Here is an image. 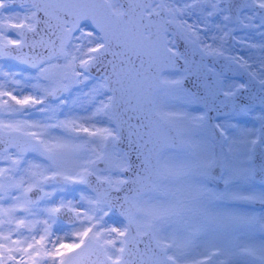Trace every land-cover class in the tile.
I'll list each match as a JSON object with an SVG mask.
<instances>
[{
	"label": "snow or ice",
	"instance_id": "obj_1",
	"mask_svg": "<svg viewBox=\"0 0 264 264\" xmlns=\"http://www.w3.org/2000/svg\"><path fill=\"white\" fill-rule=\"evenodd\" d=\"M0 264H264V0H0Z\"/></svg>",
	"mask_w": 264,
	"mask_h": 264
},
{
	"label": "flooded vegetation",
	"instance_id": "obj_2",
	"mask_svg": "<svg viewBox=\"0 0 264 264\" xmlns=\"http://www.w3.org/2000/svg\"><path fill=\"white\" fill-rule=\"evenodd\" d=\"M236 36L242 39L245 38H252L255 40H259L260 37L256 35V33L254 31H250V30H245V31H241V32H237ZM239 47V46H237ZM242 54H246V53H242Z\"/></svg>",
	"mask_w": 264,
	"mask_h": 264
},
{
	"label": "rangeland",
	"instance_id": "obj_3",
	"mask_svg": "<svg viewBox=\"0 0 264 264\" xmlns=\"http://www.w3.org/2000/svg\"><path fill=\"white\" fill-rule=\"evenodd\" d=\"M257 207H259V206H257Z\"/></svg>",
	"mask_w": 264,
	"mask_h": 264
}]
</instances>
